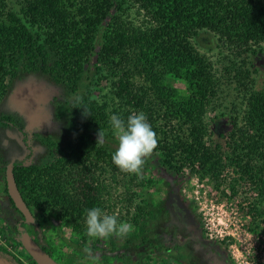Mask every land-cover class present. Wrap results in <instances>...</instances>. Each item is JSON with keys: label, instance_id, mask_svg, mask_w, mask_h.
Here are the masks:
<instances>
[{"label": "trees", "instance_id": "16d2710c", "mask_svg": "<svg viewBox=\"0 0 264 264\" xmlns=\"http://www.w3.org/2000/svg\"><path fill=\"white\" fill-rule=\"evenodd\" d=\"M127 2L143 12L148 18L146 24L124 22L119 12ZM112 11L116 13L108 19ZM201 31L213 33L232 49L253 54L264 42V0H23L19 12L9 9L7 0H0V100L7 93L8 77L16 75L19 64L66 78L76 90L95 54L97 73L109 81L119 107L127 108L120 118L126 120L136 112L145 114L156 134L153 152L166 169L176 173L186 167L194 170L199 162L201 176L216 178L229 165L241 180L264 191V87L254 88L246 61L233 67L242 113L230 117L224 152L228 159L224 164L222 146L207 142L212 133L204 117L217 78L212 62L193 43ZM169 78L183 80L186 92L181 93ZM73 107V124L78 131L65 148L58 150V156L42 165L23 158L10 162L30 210L38 212L42 223L70 224L81 242L74 246L84 248L91 239L85 226L88 209L99 207L122 222L118 212L111 211L115 205L108 204L105 177L118 181L119 175L126 177L128 172L112 163L115 150L91 132L93 128L109 127L106 104L94 99L87 89L75 99ZM0 124L22 132L28 158L31 146L19 122L0 114ZM142 184L143 179L136 174L125 180L127 213L134 206L132 188ZM5 193L17 215L0 224V235L13 242L7 245L0 240V257L11 264H36L21 245L20 235L23 231L39 233L36 226L40 225L35 217L33 223L24 220L7 193L6 181ZM135 207L131 219L138 225L146 205ZM21 222L27 226L21 228ZM11 229L14 237L10 236ZM34 239L53 257L51 246ZM209 245L224 264H234L214 244ZM68 262L75 263L72 259Z\"/></svg>", "mask_w": 264, "mask_h": 264}, {"label": "rangeland", "instance_id": "374dc122", "mask_svg": "<svg viewBox=\"0 0 264 264\" xmlns=\"http://www.w3.org/2000/svg\"><path fill=\"white\" fill-rule=\"evenodd\" d=\"M22 3L23 0H7L8 8L15 12H19ZM114 13L112 11L108 19ZM119 13L125 23L133 26L148 22L143 12L129 2ZM193 43L212 62L217 78L204 120L212 133L211 140L207 142L222 146L221 154L226 164L228 158L224 152L226 136L231 128L230 117L242 113L233 69L246 61L254 88H263L264 42L255 47V53H246L228 47L211 32L201 31ZM95 58L94 54L85 66L76 90L71 89L72 85L66 78L26 64H19L16 75L8 77L7 93L0 100V114L19 122L26 133L31 153L26 158L29 152L22 142V132L13 126L0 124V224L17 215L5 193V166L14 159L22 158L25 162L42 165L58 156V150L65 148L78 131L73 124V102L87 89L94 99L106 104L109 113V127L93 128L91 132L110 150L116 149L118 141L110 118L114 114L120 116L127 108L119 107L109 81L101 79L97 73L93 64ZM51 65L49 62L48 66ZM169 79L181 93L186 92L183 80ZM99 132L102 135L98 137ZM144 160L139 172L128 173L126 177L119 175L118 181L112 180L109 175L105 177L110 194L108 204L115 205L111 211L118 212L121 223L131 225L126 234L91 238L86 247H75L74 243L80 245L81 242L70 224L58 221L42 223L38 212L32 209L40 225L36 226L40 232L32 236L40 243L51 246L53 258L62 264H71L68 262L71 259L74 264H224L211 249L210 243L234 264H239L241 256L252 260L264 252V191L251 182L241 180L235 168L226 165L221 174L213 178L200 175L199 162H196L194 170L186 167L176 173L166 169L154 152ZM131 174L143 179V184L132 188L134 206L127 213L123 184ZM137 204L146 205L145 215L138 225H134L131 217ZM19 226L23 228L27 225L21 222ZM9 233L14 237V230ZM0 240L7 245L13 244L1 235ZM91 246L93 249L87 250Z\"/></svg>", "mask_w": 264, "mask_h": 264}, {"label": "clouds", "instance_id": "9594fccd", "mask_svg": "<svg viewBox=\"0 0 264 264\" xmlns=\"http://www.w3.org/2000/svg\"><path fill=\"white\" fill-rule=\"evenodd\" d=\"M110 124L117 136V147L112 163L121 171L139 172L144 158L157 147L154 130L143 112L130 114L126 120L112 115ZM102 134L99 132L98 137ZM102 142V141H101ZM86 233L91 238H107L113 234H126L131 225L121 223L115 215L105 214L101 208L88 209L85 216Z\"/></svg>", "mask_w": 264, "mask_h": 264}, {"label": "water", "instance_id": "95a60500", "mask_svg": "<svg viewBox=\"0 0 264 264\" xmlns=\"http://www.w3.org/2000/svg\"><path fill=\"white\" fill-rule=\"evenodd\" d=\"M12 163L9 162L5 168V181L7 193L17 210L23 215L24 220L29 223L34 222V215L26 205L15 181ZM20 242L25 251L35 261L36 264H59L50 254L42 249L34 237L23 231L20 235ZM0 264H8V261L0 257Z\"/></svg>", "mask_w": 264, "mask_h": 264}, {"label": "built area", "instance_id": "2783aa9c", "mask_svg": "<svg viewBox=\"0 0 264 264\" xmlns=\"http://www.w3.org/2000/svg\"><path fill=\"white\" fill-rule=\"evenodd\" d=\"M239 264H264V252L258 254L256 259L248 260L241 256Z\"/></svg>", "mask_w": 264, "mask_h": 264}]
</instances>
